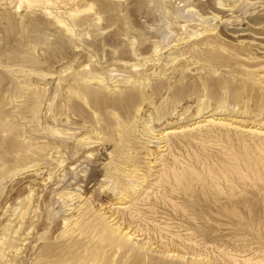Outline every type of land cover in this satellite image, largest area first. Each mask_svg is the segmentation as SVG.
<instances>
[{"label": "rangeland", "instance_id": "rangeland-1", "mask_svg": "<svg viewBox=\"0 0 264 264\" xmlns=\"http://www.w3.org/2000/svg\"><path fill=\"white\" fill-rule=\"evenodd\" d=\"M263 38L264 0H0V264H264Z\"/></svg>", "mask_w": 264, "mask_h": 264}, {"label": "bare ground", "instance_id": "bare-ground-1", "mask_svg": "<svg viewBox=\"0 0 264 264\" xmlns=\"http://www.w3.org/2000/svg\"><path fill=\"white\" fill-rule=\"evenodd\" d=\"M205 28V27H204ZM206 29V28H205ZM204 31V30H203ZM202 32V31H201ZM208 34V33H207ZM194 35V34H193ZM264 39V38H263ZM248 42V41H247ZM204 43V42H203ZM250 43V42H249ZM178 45V44H177ZM200 46V45H199ZM190 49V48H189ZM191 51V50H190ZM192 52V51H191ZM179 55V54H178ZM185 55V54H184ZM181 56V55H180ZM188 56V55H185V57ZM131 89V88H130ZM104 91V90H103ZM149 128V127H148ZM151 130V129H150ZM153 130V129H152ZM152 133V132H151ZM154 133V132H153ZM156 134V133H155ZM148 136V135H147ZM158 141V140H157ZM154 142V141H153ZM156 143V142H155ZM159 145V144H158ZM159 148V147H158ZM136 169V168H134Z\"/></svg>", "mask_w": 264, "mask_h": 264}]
</instances>
